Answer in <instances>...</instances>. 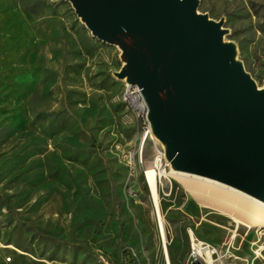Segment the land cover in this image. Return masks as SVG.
I'll return each instance as SVG.
<instances>
[{
    "label": "rangeland",
    "instance_id": "374dc122",
    "mask_svg": "<svg viewBox=\"0 0 264 264\" xmlns=\"http://www.w3.org/2000/svg\"><path fill=\"white\" fill-rule=\"evenodd\" d=\"M198 11L224 18L264 86V0H199ZM120 67L66 0H0V264H204L190 230L214 264H264V228L207 209L142 147L147 123L124 101ZM157 158L167 252L144 177Z\"/></svg>",
    "mask_w": 264,
    "mask_h": 264
},
{
    "label": "water",
    "instance_id": "95a60500",
    "mask_svg": "<svg viewBox=\"0 0 264 264\" xmlns=\"http://www.w3.org/2000/svg\"><path fill=\"white\" fill-rule=\"evenodd\" d=\"M66 1L93 38L119 50L113 76L140 89L142 147L152 144L170 171L264 204V86L225 39L224 18L200 13L199 0Z\"/></svg>",
    "mask_w": 264,
    "mask_h": 264
},
{
    "label": "bare ground",
    "instance_id": "6f19581e",
    "mask_svg": "<svg viewBox=\"0 0 264 264\" xmlns=\"http://www.w3.org/2000/svg\"><path fill=\"white\" fill-rule=\"evenodd\" d=\"M159 161L160 158H157L155 162L151 164L149 163L150 165L144 172V177L157 218V225L163 248L167 252L165 227L160 209V173L158 174L156 170ZM169 173L179 179L184 189L194 198V200L205 204L207 209L208 207L216 208L218 212L230 215L238 228L241 226H244L247 229H252L253 227L264 228L263 203L235 189L202 177L174 171H170ZM205 209L206 208H202L199 209V211L203 213ZM196 215H198V211H196ZM213 216L214 218H224L223 215L219 214H213ZM189 235L192 249L195 252L194 255L201 259L204 264H214L213 255L216 253V249L208 243L197 240L192 230L189 231ZM168 264H170L169 261Z\"/></svg>",
    "mask_w": 264,
    "mask_h": 264
},
{
    "label": "built area",
    "instance_id": "2783aa9c",
    "mask_svg": "<svg viewBox=\"0 0 264 264\" xmlns=\"http://www.w3.org/2000/svg\"><path fill=\"white\" fill-rule=\"evenodd\" d=\"M122 94H124V101L127 102V107L131 110V112L137 118H141L146 122L147 108L140 93V89L136 86L131 87L123 84ZM0 246L2 247V245ZM9 260L10 258L7 259V261Z\"/></svg>",
    "mask_w": 264,
    "mask_h": 264
}]
</instances>
